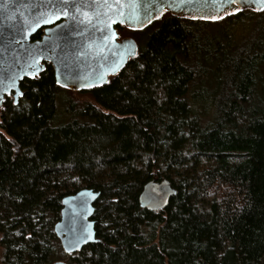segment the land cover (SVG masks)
I'll return each instance as SVG.
<instances>
[{
    "label": "trees",
    "instance_id": "trees-1",
    "mask_svg": "<svg viewBox=\"0 0 264 264\" xmlns=\"http://www.w3.org/2000/svg\"><path fill=\"white\" fill-rule=\"evenodd\" d=\"M118 31L139 52L108 83L62 87L47 62L0 109V264H264V9ZM164 178L169 204L142 207ZM82 188L97 241L67 253L55 225Z\"/></svg>",
    "mask_w": 264,
    "mask_h": 264
},
{
    "label": "water",
    "instance_id": "water-1",
    "mask_svg": "<svg viewBox=\"0 0 264 264\" xmlns=\"http://www.w3.org/2000/svg\"><path fill=\"white\" fill-rule=\"evenodd\" d=\"M246 8L261 11L264 0H236L235 7L223 0H0V109L8 96L18 103L22 81L38 77L47 62L62 87L85 90L108 83L139 52L134 37L121 38L119 25L142 30L165 11L217 21ZM43 27L42 38L33 40ZM176 192L169 179H152L144 185L140 204L161 209ZM100 196V191L82 188L63 198L55 233L65 252L97 241L93 215Z\"/></svg>",
    "mask_w": 264,
    "mask_h": 264
},
{
    "label": "snow or ice",
    "instance_id": "snow-or-ice-1",
    "mask_svg": "<svg viewBox=\"0 0 264 264\" xmlns=\"http://www.w3.org/2000/svg\"><path fill=\"white\" fill-rule=\"evenodd\" d=\"M224 3L231 5L232 7H235L236 0H223ZM160 56L161 57H166V50L160 49ZM151 63V61H149ZM163 61L158 59L157 60V66L153 69L154 72H159L160 70V65ZM171 67V65H169Z\"/></svg>",
    "mask_w": 264,
    "mask_h": 264
},
{
    "label": "rangeland",
    "instance_id": "rangeland-1",
    "mask_svg": "<svg viewBox=\"0 0 264 264\" xmlns=\"http://www.w3.org/2000/svg\"><path fill=\"white\" fill-rule=\"evenodd\" d=\"M235 31H236L237 34L243 32V31L241 30V28H237V29H235ZM129 35H130V34H128V33H126V32H124V33H120L121 38H123V37H127V36H129ZM66 118L68 119V114L66 113L65 110H62V111H61V120H66ZM1 256H2V247L0 246V259H1Z\"/></svg>",
    "mask_w": 264,
    "mask_h": 264
},
{
    "label": "flooded vegetation",
    "instance_id": "flooded-vegetation-1",
    "mask_svg": "<svg viewBox=\"0 0 264 264\" xmlns=\"http://www.w3.org/2000/svg\"><path fill=\"white\" fill-rule=\"evenodd\" d=\"M60 22V21H59ZM58 23V22H57ZM55 25H56V23H55ZM45 29H46V27H43L42 28V30H43V34H44V32H45ZM43 36V35H42Z\"/></svg>",
    "mask_w": 264,
    "mask_h": 264
}]
</instances>
